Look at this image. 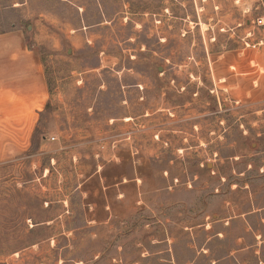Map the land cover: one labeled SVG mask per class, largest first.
<instances>
[{
	"label": "rangeland",
	"instance_id": "obj_1",
	"mask_svg": "<svg viewBox=\"0 0 264 264\" xmlns=\"http://www.w3.org/2000/svg\"><path fill=\"white\" fill-rule=\"evenodd\" d=\"M260 18L264 0H0L50 88L0 162V264H264V209L228 219L264 206Z\"/></svg>",
	"mask_w": 264,
	"mask_h": 264
},
{
	"label": "crops",
	"instance_id": "obj_2",
	"mask_svg": "<svg viewBox=\"0 0 264 264\" xmlns=\"http://www.w3.org/2000/svg\"><path fill=\"white\" fill-rule=\"evenodd\" d=\"M49 99L50 88L42 55L30 45L26 31L14 27L0 32V162L30 149ZM263 209L264 206L253 207L228 219L256 215ZM215 221H220V217ZM216 234L222 235L221 232ZM203 250L204 253L208 251ZM216 261L220 259H213L211 264Z\"/></svg>",
	"mask_w": 264,
	"mask_h": 264
},
{
	"label": "built area",
	"instance_id": "obj_3",
	"mask_svg": "<svg viewBox=\"0 0 264 264\" xmlns=\"http://www.w3.org/2000/svg\"><path fill=\"white\" fill-rule=\"evenodd\" d=\"M258 22H259L260 24H263V25H264V18H260V19H258Z\"/></svg>",
	"mask_w": 264,
	"mask_h": 264
},
{
	"label": "flooded vegetation",
	"instance_id": "obj_4",
	"mask_svg": "<svg viewBox=\"0 0 264 264\" xmlns=\"http://www.w3.org/2000/svg\"><path fill=\"white\" fill-rule=\"evenodd\" d=\"M250 168H252L251 165L249 166L248 171H249ZM263 171H264V170H263ZM246 187H247V186H246Z\"/></svg>",
	"mask_w": 264,
	"mask_h": 264
},
{
	"label": "water",
	"instance_id": "obj_5",
	"mask_svg": "<svg viewBox=\"0 0 264 264\" xmlns=\"http://www.w3.org/2000/svg\"><path fill=\"white\" fill-rule=\"evenodd\" d=\"M29 28H31V26H29Z\"/></svg>",
	"mask_w": 264,
	"mask_h": 264
},
{
	"label": "bare ground",
	"instance_id": "obj_6",
	"mask_svg": "<svg viewBox=\"0 0 264 264\" xmlns=\"http://www.w3.org/2000/svg\"><path fill=\"white\" fill-rule=\"evenodd\" d=\"M127 119H129V118H127Z\"/></svg>",
	"mask_w": 264,
	"mask_h": 264
}]
</instances>
